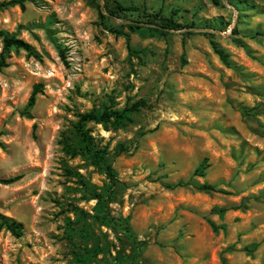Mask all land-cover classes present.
Segmentation results:
<instances>
[{"label": "rangeland", "instance_id": "374dc122", "mask_svg": "<svg viewBox=\"0 0 264 264\" xmlns=\"http://www.w3.org/2000/svg\"><path fill=\"white\" fill-rule=\"evenodd\" d=\"M161 19L181 27L146 29ZM0 32L35 54L0 60V179L19 177L0 185V216L22 225L20 237L0 228V264H79V248L100 251L85 264H264V0H28L0 8ZM138 101L122 127L85 126L115 172L109 211L142 243L135 254L124 231L92 219L86 198L110 180L76 124ZM78 218L88 235L70 234Z\"/></svg>", "mask_w": 264, "mask_h": 264}, {"label": "trees", "instance_id": "16d2710c", "mask_svg": "<svg viewBox=\"0 0 264 264\" xmlns=\"http://www.w3.org/2000/svg\"><path fill=\"white\" fill-rule=\"evenodd\" d=\"M26 1L28 0H10L8 2L2 3L0 5V8L19 6L21 9H23L24 3ZM212 2L214 4H218V0H212ZM113 8L119 12L129 11V9L124 8L117 2H114ZM177 12L178 10H173L172 15H176ZM113 13H116V12L113 10ZM100 16L102 19L104 18L102 13H100ZM155 17H158V15L155 14L154 18ZM161 21L165 22V26L155 27L153 29H148V28L146 29L163 36L167 34V32L164 31L165 29H169L173 27H181V26L175 25L172 19H169V20L161 19ZM192 25L194 27V24H191V25L183 26L182 28L191 29ZM126 27L130 30L143 28L140 26H136L135 24H127ZM108 31L111 33H116L115 30H108ZM188 33L191 34V32H188ZM0 38L2 40V53H1V58H0L1 62H3L4 60V54L11 49L23 50L31 56L35 55L32 49L30 48V46L20 39H16L15 37L8 36L4 34L3 32H0ZM212 47L214 49L215 54H217V56L219 57V59L226 66H229L230 64L228 61V56L221 49H219L215 44H212ZM61 58L63 59L62 55H61ZM38 88L39 86H35V88L33 89L28 99V104H27L28 107H31L34 105L36 94L38 93ZM144 105H145L144 102L138 101V102L132 103L130 106L124 107L121 110H111V109H104L102 111L92 110L88 113L81 115L78 120V123L76 124V130L79 136L81 137L82 142L84 143V149L86 153L91 157L93 156V165H95V167H97L100 171H102L106 175L108 180H110V185L106 189L102 190L101 192H94V191L89 192L86 198L88 200H95V205L93 207L94 214L92 216V219L94 220L95 223H97L100 226L109 227V228H118V229L120 228L122 231H124L127 235V238L137 247L135 248L136 249L135 254H138V252L142 250V247H141L142 243H137L135 241V237L126 221L120 218H114L113 216H111L110 211H109V204L112 201V194H113L112 187L116 183L115 172L109 164H105V163L103 164L100 160L101 158L97 156L99 155V153L98 152L94 153L93 149L90 147L89 142H88V133L85 130V126L87 123L92 122V123H109L113 127H122L126 123L131 122L132 116L138 113L144 107ZM206 168H207V164L204 161L196 168L194 175L204 176V170ZM18 179L19 177L10 178V179H0V185H9V184L16 182ZM184 186H185V183L178 182L174 185H166L165 187L167 189L173 190L175 188L184 187ZM197 190L203 191V192H218L213 186L206 185V184L197 187ZM78 221L80 222V228L71 229L70 234L73 236H79L82 234L88 235L90 233L89 229L91 226L86 222V219L78 218ZM208 223L214 232H217L218 229H224V226L217 227L212 222L208 221ZM0 228H4L5 231L9 232L14 237L21 236L22 225L12 220H6L2 216H0ZM98 253H100L98 248L97 250H93L90 248H86V249L79 248V254H76L75 259L79 264H85L89 260L94 258Z\"/></svg>", "mask_w": 264, "mask_h": 264}, {"label": "water", "instance_id": "95a60500", "mask_svg": "<svg viewBox=\"0 0 264 264\" xmlns=\"http://www.w3.org/2000/svg\"><path fill=\"white\" fill-rule=\"evenodd\" d=\"M126 25L127 24H135V25H142V26H149V25H147V24H140V23H136V22H133V21H127V22H124ZM198 30H200V29H195V28H191V29H188V28H186V29H183L182 31H184V32H188V31H198ZM205 31H210V30H205ZM210 32H212V31H210Z\"/></svg>", "mask_w": 264, "mask_h": 264}]
</instances>
